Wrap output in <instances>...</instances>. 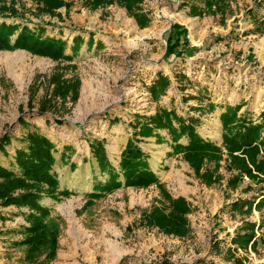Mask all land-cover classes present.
Returning <instances> with one entry per match:
<instances>
[{
    "label": "rangeland",
    "instance_id": "obj_1",
    "mask_svg": "<svg viewBox=\"0 0 264 264\" xmlns=\"http://www.w3.org/2000/svg\"><path fill=\"white\" fill-rule=\"evenodd\" d=\"M2 3L15 5L18 16L1 14L0 21L28 25L37 33L43 28V37L67 42L69 55L74 37L82 38L72 60L25 49L0 50V138L7 132L12 138L7 152L0 151V164L17 170L15 151L28 131L37 130L55 143L54 172L60 189L72 193L41 200L60 226L57 256L47 264H235V257L243 264H264V226L259 228L264 212L255 206L251 213L231 210L233 202L264 193V183L244 174L236 187L230 185L237 171L228 167L221 118L216 124L207 105H194L196 98L242 103V115L261 121L264 0H225L208 9L202 0H139L130 7L115 2L96 8L84 0L54 13L42 11L37 0ZM193 5L204 13L193 14ZM175 24L186 28L187 42L180 54L166 55ZM159 72L168 75L171 84L166 94L154 99L150 86ZM57 74L67 83L78 82L76 99L73 90L66 97L56 94ZM171 102H184L186 117L202 115L206 129L199 134L214 139L224 152L218 162L203 164L201 172H211V183L196 174L182 152L172 154L166 144L155 146L154 140L135 137L141 126L135 129L136 123ZM21 118L25 124L19 123ZM130 137L152 150L148 156L164 189L122 187L85 205L94 185L108 178L91 152L90 139H105L108 158L119 168L121 150ZM164 190L191 203L189 232L183 236L142 221L144 212L161 204ZM28 211L0 204V264H28L25 246L16 244L24 239L23 227L30 225ZM246 221H255L257 236L263 235L257 250L231 242ZM229 247L235 249L234 257Z\"/></svg>",
    "mask_w": 264,
    "mask_h": 264
},
{
    "label": "trees",
    "instance_id": "obj_2",
    "mask_svg": "<svg viewBox=\"0 0 264 264\" xmlns=\"http://www.w3.org/2000/svg\"><path fill=\"white\" fill-rule=\"evenodd\" d=\"M42 4L40 9L45 12L54 13L56 9L66 6L68 9L75 1L84 0H37ZM139 0H85L91 2L95 8L109 3H125L130 7V2ZM205 8L214 5L219 6L225 0H202ZM9 14L18 16L15 5L0 4V15ZM192 13L201 15L204 9L199 5H193ZM45 29L39 28L38 33L28 25L20 23H7L0 21V50L25 49L35 54L49 56L55 59L72 60L74 54L78 53L82 38L74 37L72 46L73 55L66 53L67 42L62 38L53 36L43 37L40 32ZM186 28L182 25H173L168 39V50L171 53L180 54L186 41ZM58 83L56 94L66 97L70 90L77 97L78 82L67 83L61 74L53 77ZM171 80L168 75L158 73L157 79L150 86V93L154 99L159 98L170 87ZM190 96V95H189ZM242 103L227 105L220 118L223 124V139L227 148L229 158L228 167L237 171L229 183L236 187L243 181L246 174L252 181L264 183V111L261 112V121L255 122L251 118L239 116ZM42 112L46 110L41 109ZM199 118L187 119L180 115L175 109L161 108L154 115L142 123H136L135 129L140 126L139 132L135 131V137L154 135V128L168 129L175 143L174 152H182L184 158L194 167L195 172L207 183L213 181L211 172L207 169L201 172L205 160L219 161L223 159V151L212 141L205 140L197 131L196 124ZM25 124L24 119H20ZM158 137L162 135L155 133ZM188 137V143L183 144L180 139ZM129 138L121 153L119 168H116L108 158L105 139H90L91 152L98 162L101 173L107 174L108 178L94 185V190L88 193L85 205H91L94 200L105 197L122 187L148 188L157 185L164 189V184L157 173L151 168L148 154L138 144V140ZM23 145L15 151L14 168L0 164V204L3 206L14 205L18 208H28L26 216L30 225L23 227L24 239L16 241V244L25 246V259L28 264H47L57 256L59 246V223L51 216V208L43 205L41 200L47 196L58 200L60 196L72 195L69 189H60V180L54 172L56 164L55 143L45 134L30 130L22 137ZM12 143L11 135L7 132L0 138V151L6 153V146ZM65 158V152L61 153ZM254 206L260 212H264V193L259 197L245 198L233 202V212L251 213ZM192 210L191 203L183 196L174 197L164 190V199L160 205H155L150 211L143 213L142 221L160 230L183 236L189 232V220L187 214ZM264 226V216L259 228ZM257 223L246 221L232 237V243L241 249L247 250L249 246L257 250L259 239L257 236ZM227 252L231 257L235 256V249L229 247ZM165 264H173L166 261ZM235 264H243L242 259L235 257Z\"/></svg>",
    "mask_w": 264,
    "mask_h": 264
},
{
    "label": "crops",
    "instance_id": "obj_3",
    "mask_svg": "<svg viewBox=\"0 0 264 264\" xmlns=\"http://www.w3.org/2000/svg\"><path fill=\"white\" fill-rule=\"evenodd\" d=\"M262 19H264V15H263V17H262ZM196 100L198 101V103H194V105L195 106H197V107H205L206 105L208 106V108L207 109H209L210 110V115H214V117H212L211 119L213 120V122H215L216 124H219L218 123V121H220V115H221V113L223 112V111H225L226 110V106L227 105H235V104H233V103H221V102H216V101H213V100H207L208 102L206 103V101L204 102V101H199L197 98H196ZM186 104H187V102H185ZM163 108H167V109H169V110H171V109H175L180 115H183L184 117H186L185 115H184V110H186L187 109V107L186 106H184V102H183V104H178V102H176L175 103V106H173V103L171 102V106H169V105H166L165 107H163ZM188 109H189V107H188ZM160 110V109H159ZM201 109H199V111H200ZM190 113L191 114H193V111H191L190 110ZM239 114L243 117V118H246L244 115H242L241 113H240V111H239ZM195 115H197V114H195ZM190 117H192V115H188V117H186L187 119H189ZM199 117H200V119H201V122H200V125H198V124H196V129H197V131H198V133H203V131L206 129V127L205 126H203V125H205V124H202V122H203V117H202V115H199ZM249 118V117H248ZM217 119H218V121H217ZM253 120H255V122H258V121H260V119L258 118V119H253ZM221 122V121H220ZM221 132L223 133V129H222V123H221ZM138 129H140V128H138ZM163 131L165 132V133H163ZM168 129H158V128H154V135H151V136H141V135H139L138 137H140V138H142V139H144V140H154L155 142H156V145L155 146H161V145H163V144H166L167 146H169V147H167L166 148V152H171L172 154H174V150H173V146H174V144H173V142H172V140H171V137H170V134L168 133ZM155 133H160L162 136L161 137H158L157 135H155ZM202 135V134H201ZM203 136V135H202ZM208 137V136H207ZM131 138V137H130ZM183 138H184V140H183ZM209 138V137H208ZM129 139V138H128ZM128 139L126 140V142H125V144H124V146H123V149L125 148V146H126V143H127V141H128ZM207 139V138H206ZM209 140L210 141H212V140H214V139H212V138H209ZM180 141L182 142V143H184V144H187L188 143V138L186 137V136H183L181 139H180ZM146 145L148 146L149 145V143H146ZM143 148V150L148 154V155H150V151H152L151 149H149V147H147V150L144 148V147H142ZM123 149L121 150V152L123 151ZM62 153V152H61ZM179 154H175V156H178ZM67 157V155H66V152H65V158ZM172 156H169V158H171ZM148 159H149V163H150V166H151V168L155 171V169H154V167H153V164L151 163V160H150V157H148ZM157 172V171H156Z\"/></svg>",
    "mask_w": 264,
    "mask_h": 264
}]
</instances>
